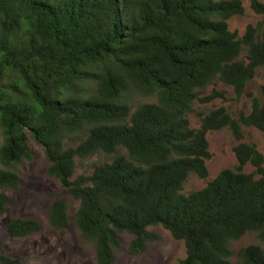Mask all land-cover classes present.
<instances>
[{"label":"trees","instance_id":"1","mask_svg":"<svg viewBox=\"0 0 264 264\" xmlns=\"http://www.w3.org/2000/svg\"><path fill=\"white\" fill-rule=\"evenodd\" d=\"M245 0H0V216L17 189L15 167L42 147L48 174L78 201L75 226L92 243L96 264H114L120 235H132L138 255L161 225L185 247L178 264H232L229 243L256 233L234 264H264V155L239 142L236 165L204 187L182 192L191 174L206 179L207 133L242 127L264 139V87L247 91L264 67V28L242 36L228 21ZM264 15V0H247ZM245 50V56L242 52ZM216 81L244 95L250 112L220 106L191 127L197 99L227 100L223 91L198 94ZM104 155L91 174L74 176L76 159ZM249 164L252 172H245ZM68 203L51 201L49 221L69 227ZM33 218L7 225L11 238L39 232ZM2 264H22L0 253Z\"/></svg>","mask_w":264,"mask_h":264},{"label":"rangeland","instance_id":"2","mask_svg":"<svg viewBox=\"0 0 264 264\" xmlns=\"http://www.w3.org/2000/svg\"><path fill=\"white\" fill-rule=\"evenodd\" d=\"M257 24L264 28V15L256 14L247 0L244 1V13L235 15L228 21L230 31L236 32L239 36L244 34L248 25ZM242 56H245V50ZM263 87L264 67H261L257 69L256 76L248 85L247 91L261 96ZM212 90L223 91L227 100L216 98L211 102L202 103L196 99L192 105V112L188 114L191 127H198L203 116L220 106L225 107L233 117L239 112L245 114L250 112L249 97L244 95L240 100H235L232 89L219 81L207 86L198 97L208 95ZM242 131L241 141H236L226 127L207 133L211 153V158L206 161L209 175L206 179H201L191 174L184 183L182 190L184 194L201 189L222 169L235 166L236 157L233 148L239 142L253 143L264 155V139L261 133L254 127L246 126L242 127ZM1 142L0 133V144ZM34 148L33 158L30 161H22L15 167L19 176V187L2 189L8 195L9 203L0 216V253L12 258H20L22 264H96L94 246L84 239L75 226L78 201L64 191L56 178L48 174L49 162L42 147L35 144ZM107 158L99 154L85 159L77 158L74 176L91 174L98 163ZM244 171L252 172L253 168L247 164ZM56 198H62L68 203L69 227L66 230L54 229L49 221V207L51 201ZM19 217L37 220L41 226L40 231L26 238H11L7 233V225L11 220ZM147 230L152 234V239L138 255L128 252V243L133 236L127 233L120 235L121 249L114 264H178L185 257L183 241L174 239L161 225L149 226ZM249 244H259L256 233H246L229 243L232 264L237 259L238 251Z\"/></svg>","mask_w":264,"mask_h":264}]
</instances>
